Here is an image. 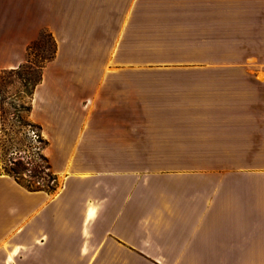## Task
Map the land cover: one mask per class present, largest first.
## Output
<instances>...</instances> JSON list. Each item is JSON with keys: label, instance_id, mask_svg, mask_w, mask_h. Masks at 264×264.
Returning <instances> with one entry per match:
<instances>
[{"label": "crops", "instance_id": "1", "mask_svg": "<svg viewBox=\"0 0 264 264\" xmlns=\"http://www.w3.org/2000/svg\"><path fill=\"white\" fill-rule=\"evenodd\" d=\"M43 32L0 264H264V0H0V71Z\"/></svg>", "mask_w": 264, "mask_h": 264}, {"label": "rangeland", "instance_id": "2", "mask_svg": "<svg viewBox=\"0 0 264 264\" xmlns=\"http://www.w3.org/2000/svg\"><path fill=\"white\" fill-rule=\"evenodd\" d=\"M51 50V41L44 34L26 62L15 70L0 71V174L19 169L20 183L44 188L48 184L54 191L59 181L49 179L41 158L45 140L29 119L31 94Z\"/></svg>", "mask_w": 264, "mask_h": 264}, {"label": "trees", "instance_id": "3", "mask_svg": "<svg viewBox=\"0 0 264 264\" xmlns=\"http://www.w3.org/2000/svg\"><path fill=\"white\" fill-rule=\"evenodd\" d=\"M44 34H46L48 37H49V39H50V41H51V45H52V50H51V53L48 55V57H46L45 59H44V64L42 65V67H41V70H42V68L44 67V65H45V63L46 62H48L52 57H53V55H54V42H53V40H52V38L50 37V35L49 34H47V33H45V32H43V33H41V35L39 36V38L37 39V40H35L30 46H29V48H28V53H27V57H26V59H25V61L24 62H26L27 60H28V56H29V51L40 41V39H41V37H43V35ZM23 62V63H24ZM22 63V64H23ZM21 64V65H22ZM20 65V66H21ZM40 78H41V72H40V75H39V78H38V80H37V82L35 83V85L39 82V80H40ZM41 158L43 159V161L45 162V167L47 168V170H48V176L50 177L49 179H55V175L53 174V172L50 170V164H49V162H48V160H47V158L45 157V155H42L41 156ZM19 164H20V162H19ZM18 173H20V170L18 169H14V168H10L9 169V171H6L4 174L5 175H8V176H10V177H12L19 185H21L22 187H24L25 189H27V190H29V191H36V190H43V191H45V192H51V191H53V189L54 188H52V187H50L48 184H45V187L46 188H44L43 186L42 187H33L32 185H25V184H22V183H20L17 179H18V176H17V174Z\"/></svg>", "mask_w": 264, "mask_h": 264}]
</instances>
